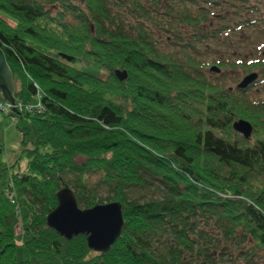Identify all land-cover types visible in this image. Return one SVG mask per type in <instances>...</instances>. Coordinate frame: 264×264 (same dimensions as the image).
Returning <instances> with one entry per match:
<instances>
[{
	"label": "trees",
	"instance_id": "1",
	"mask_svg": "<svg viewBox=\"0 0 264 264\" xmlns=\"http://www.w3.org/2000/svg\"><path fill=\"white\" fill-rule=\"evenodd\" d=\"M165 1V14L201 40L264 27V0L244 17L235 5L248 0H202L236 16L205 28L210 6ZM160 2L0 0V48L23 106L0 113L21 132L26 156L23 168L17 160L0 169V264H206L189 255L206 253L194 243L208 221L245 259L264 253V100L248 94L264 77V55L203 64L257 71L245 88L207 78L194 54L158 47L152 25L170 28L152 21ZM37 102L41 110L27 109ZM238 118L252 123L251 138L233 128ZM66 186L82 207L120 203L123 227L107 250L47 223ZM17 227L28 259L16 257Z\"/></svg>",
	"mask_w": 264,
	"mask_h": 264
},
{
	"label": "rangeland",
	"instance_id": "2",
	"mask_svg": "<svg viewBox=\"0 0 264 264\" xmlns=\"http://www.w3.org/2000/svg\"><path fill=\"white\" fill-rule=\"evenodd\" d=\"M209 7L210 4L202 0H195V3ZM259 1V0H257ZM254 2V0L242 1V5L236 4L241 8L242 15L238 17L250 16L252 13H245V9ZM166 1L162 0L158 6L157 12H152V21H158L164 27H170L168 30L159 29L157 25H152L154 28L153 35L157 39V45L163 52L185 50L194 54L197 59L202 62L203 74L214 81H220L224 84H230L235 86L237 82L243 76V71L235 67H227L221 72H214L209 69V66L203 65L206 61L216 59L220 61H248L254 58H260L264 55V27L254 25L250 28H244L242 30L230 31L229 33L222 34L219 38H205L198 39L192 33L191 26L187 24L178 23L171 14H165L166 7H164ZM168 4V3H167ZM177 5V2L176 4ZM174 5V6H175ZM171 7V6H170ZM234 8V7H232ZM230 8H224L221 5H215L209 7V14L206 18V24L203 23L201 28L217 26L222 23L230 22L234 23L236 16H233ZM249 10V9H247ZM1 12V11H0ZM5 14V13H4ZM6 15V14H5ZM258 16H262L259 12ZM7 16V15H6ZM262 23V21H261ZM264 25V23H263ZM174 29V30H173ZM176 31V34L174 33ZM76 66H81L79 62L73 63ZM258 73V72H257ZM106 75L105 72L102 73ZM260 74L258 73V78ZM248 94L253 98H261L264 100V77L262 81L251 86ZM36 134V130L33 128L29 134L28 139H33ZM21 132L10 119V116L6 112L0 113V144L2 150H0V169L10 166L12 163L19 160L20 168H23L26 164V156L23 151L21 142ZM77 160H81L80 157ZM94 177V176H92ZM153 190V189H152ZM139 191L133 193L136 195ZM151 192V193H150ZM146 194L150 196L152 191ZM102 199H105L107 192L101 189L99 191ZM158 195V192L156 193ZM203 224V223H202ZM205 236L196 237V242L203 246L205 254L193 249L189 257L193 262L198 260H204L206 264H264V253L257 251L253 257L245 259L244 252H238L239 245L230 241L228 235L212 222L208 221L204 224ZM18 234L16 240L18 246L16 248V257L19 260L28 259L30 257L29 251L22 245V241L26 236L20 233V228L17 227ZM243 248L248 247L247 244H241ZM186 251L185 254H188Z\"/></svg>",
	"mask_w": 264,
	"mask_h": 264
},
{
	"label": "water",
	"instance_id": "3",
	"mask_svg": "<svg viewBox=\"0 0 264 264\" xmlns=\"http://www.w3.org/2000/svg\"><path fill=\"white\" fill-rule=\"evenodd\" d=\"M210 70L219 72L220 67L213 64ZM116 76L124 79L125 69H115ZM258 77L257 71H250L242 76L236 87L245 88ZM15 84L11 69L0 48V95L10 103L15 102ZM17 110L15 106H11ZM233 128L244 138H250L252 123L245 118H238L232 123ZM57 203L47 213V223L66 237L79 233H87V243L94 250L105 251L120 235L123 227L121 205L118 201L98 202L92 206H79L73 190L63 187L56 191Z\"/></svg>",
	"mask_w": 264,
	"mask_h": 264
},
{
	"label": "built area",
	"instance_id": "4",
	"mask_svg": "<svg viewBox=\"0 0 264 264\" xmlns=\"http://www.w3.org/2000/svg\"><path fill=\"white\" fill-rule=\"evenodd\" d=\"M11 106H15V107H19V108L23 107L22 104H20V103L18 104V103L15 102L14 104H12V103H10L8 101H1L0 100V108L2 110L9 111L12 108ZM26 107L29 110L30 109L41 110L42 105L40 104V102H37L35 105L29 104Z\"/></svg>",
	"mask_w": 264,
	"mask_h": 264
}]
</instances>
